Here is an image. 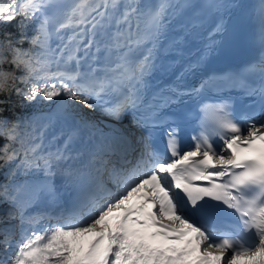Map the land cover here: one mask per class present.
Masks as SVG:
<instances>
[{
	"label": "snow or ice",
	"instance_id": "1",
	"mask_svg": "<svg viewBox=\"0 0 264 264\" xmlns=\"http://www.w3.org/2000/svg\"><path fill=\"white\" fill-rule=\"evenodd\" d=\"M241 8L0 0V264H264V0L257 57L186 85L230 54ZM232 88L259 109L202 101Z\"/></svg>",
	"mask_w": 264,
	"mask_h": 264
},
{
	"label": "trees",
	"instance_id": "2",
	"mask_svg": "<svg viewBox=\"0 0 264 264\" xmlns=\"http://www.w3.org/2000/svg\"><path fill=\"white\" fill-rule=\"evenodd\" d=\"M10 30H11V26H10ZM21 110V109H20ZM18 108L16 109V112H22V111H26V112H31V110H30V108L29 109H26V110H21L20 111ZM7 114H9V113H7Z\"/></svg>",
	"mask_w": 264,
	"mask_h": 264
},
{
	"label": "rangeland",
	"instance_id": "3",
	"mask_svg": "<svg viewBox=\"0 0 264 264\" xmlns=\"http://www.w3.org/2000/svg\"><path fill=\"white\" fill-rule=\"evenodd\" d=\"M30 110H32L31 108H30ZM96 114H98V113H96ZM90 115H92L91 113H90ZM99 115V114H98ZM97 117H99V116H97ZM103 117H100V119H102Z\"/></svg>",
	"mask_w": 264,
	"mask_h": 264
},
{
	"label": "bare ground",
	"instance_id": "4",
	"mask_svg": "<svg viewBox=\"0 0 264 264\" xmlns=\"http://www.w3.org/2000/svg\"><path fill=\"white\" fill-rule=\"evenodd\" d=\"M96 116H99L98 114H95ZM125 125H127V122H125ZM0 142H2V141H0Z\"/></svg>",
	"mask_w": 264,
	"mask_h": 264
}]
</instances>
